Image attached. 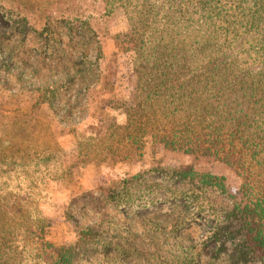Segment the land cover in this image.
Listing matches in <instances>:
<instances>
[{
    "label": "trees",
    "instance_id": "obj_1",
    "mask_svg": "<svg viewBox=\"0 0 264 264\" xmlns=\"http://www.w3.org/2000/svg\"><path fill=\"white\" fill-rule=\"evenodd\" d=\"M105 6L108 12L123 11L127 20L130 45L125 51L133 58L132 98L120 106L123 123L104 119L108 122L103 128L81 134L67 163L50 130V106L69 91L77 75L84 93L112 92L100 72V84L83 80V71L94 74L92 66L99 70L96 36L59 0L44 8V23L51 22V27L45 24L36 31L24 18L15 20L23 38L29 32L42 38L43 48L35 49L39 62L77 66L70 79L27 91L33 102L28 100L25 107L20 106L23 90L3 96L19 107L0 113V264H72L77 249L87 246L84 238L99 240L87 228L80 230L73 245L46 238L49 221L39 204L47 184L71 183V171L88 164L130 168L147 151L157 149L228 168L238 181L240 200L218 204L220 216L213 210L210 217L219 220L205 238L215 241L217 254L226 252V242L232 243L236 250L231 259L236 263L264 264V0H105ZM77 25L98 51L89 65L82 59L75 64L57 43L63 31L67 37L75 36ZM92 103L100 111L116 109L111 98L87 102ZM38 139L40 144H34ZM170 174L190 186L198 180L199 190L212 185L224 191L220 177L189 170ZM139 177L134 174L111 194L134 201L125 186ZM186 199L194 205L192 212L200 214L202 195L190 191Z\"/></svg>",
    "mask_w": 264,
    "mask_h": 264
},
{
    "label": "rangeland",
    "instance_id": "obj_2",
    "mask_svg": "<svg viewBox=\"0 0 264 264\" xmlns=\"http://www.w3.org/2000/svg\"><path fill=\"white\" fill-rule=\"evenodd\" d=\"M55 1L0 0V113L4 108L19 107L4 95L23 90L22 108L28 105V100L33 102L27 91L64 82L75 72L77 65L71 68L67 62L59 66L48 59L44 60V65L39 62L35 49L39 46L43 48L42 38H36L31 32L23 38V31L15 25L17 18H24L32 30L40 31L45 24L51 27V22L44 23V8ZM59 2H65L68 9L76 14L75 18L88 23L98 42L99 70L92 66L90 69H94V74L83 71V80L100 84L103 76L105 83L112 87L110 94L84 93L76 82L77 75L69 91L51 103L50 130L63 151V162L67 163L74 151L75 140L81 134L88 135L96 127L103 128L108 122L104 119L112 118L117 125L123 123L120 106L132 98L134 68L132 55L125 51L130 45V37L126 35L127 20L123 11L108 12L105 0ZM78 27L75 36L71 37L61 30L57 43L69 51L75 64H80L82 59L84 65H89L96 60L98 51L93 43H88V35H83ZM80 41L86 42L85 45H81ZM109 98L116 109L100 111L98 104H87L89 99L99 101ZM40 141L38 139L34 144L39 145ZM154 170L163 173L160 175ZM178 170L220 177L224 191L212 185L196 189L199 187L198 180L191 182L192 186L179 183L170 174ZM137 173L140 174L137 182L131 181L125 186L131 189L129 192L133 194L134 201L111 194L119 191L123 181H128ZM71 177V183L49 182L39 209L49 221L46 238L58 245H73L80 239V230H94V236L99 241L84 238L85 242L88 241L87 246L77 249L72 264H243L231 259L236 250L232 243L226 242V252L219 251L217 254L218 245L214 240L205 238L219 220H214L220 216L218 204L230 205L240 200L238 181L230 175L226 166L209 164L180 152L157 149L151 154L147 151L141 162L130 168L115 166L110 169L88 164L73 169ZM190 191L202 195L200 214L192 212L194 205L186 199ZM213 210H216V216L210 217Z\"/></svg>",
    "mask_w": 264,
    "mask_h": 264
}]
</instances>
